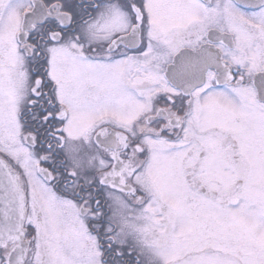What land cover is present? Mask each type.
<instances>
[{"label": "snow or ice", "instance_id": "1", "mask_svg": "<svg viewBox=\"0 0 264 264\" xmlns=\"http://www.w3.org/2000/svg\"><path fill=\"white\" fill-rule=\"evenodd\" d=\"M0 264H264V0H0Z\"/></svg>", "mask_w": 264, "mask_h": 264}]
</instances>
